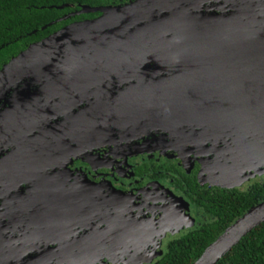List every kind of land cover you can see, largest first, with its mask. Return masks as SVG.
Here are the masks:
<instances>
[{
  "label": "flooded vegetation",
  "instance_id": "1",
  "mask_svg": "<svg viewBox=\"0 0 264 264\" xmlns=\"http://www.w3.org/2000/svg\"><path fill=\"white\" fill-rule=\"evenodd\" d=\"M46 2L56 11L46 24H54L53 30L11 56L3 67L31 44L56 33L60 57L63 43L72 58L91 57L95 53L88 38L91 28L97 36L110 30L117 39L121 36L120 31L115 33L117 28L124 30L127 24L137 30L169 12L157 13L151 0ZM87 70L54 71L53 81L34 84L26 83L30 75L23 74L17 84L0 91V264H40L35 260L39 253L40 259L50 253V264H122L117 254L124 255V261L130 254H162L167 242L187 229L172 233L171 216L185 213L187 204L189 215L197 218L191 209L194 192L187 182L202 191L219 187L206 181L207 173L202 175V166L207 172L206 166L216 163L218 146L204 127L147 119L136 128L108 118L95 133L83 112L81 118L69 120L83 129L67 131L57 110L73 97L63 89L80 93L83 84L74 80L77 77L90 86ZM64 75L70 80L63 81ZM124 85L114 86L112 99ZM80 96L85 100L69 103L68 114L87 107L89 89ZM191 121L195 123V117ZM208 168L220 170L216 165ZM11 252L17 254L7 258Z\"/></svg>",
  "mask_w": 264,
  "mask_h": 264
},
{
  "label": "water",
  "instance_id": "2",
  "mask_svg": "<svg viewBox=\"0 0 264 264\" xmlns=\"http://www.w3.org/2000/svg\"><path fill=\"white\" fill-rule=\"evenodd\" d=\"M151 1L157 13L169 12L146 27L132 31L126 24L124 30L115 28L116 34L121 32L117 39L110 30L97 36L95 28H91L88 38L93 40L90 46L95 51L91 57L87 54L72 58L67 43L60 45V57L56 49L59 42H54V38L60 40L59 33L31 44L0 71V91L17 84L23 74L30 75L26 83L34 84L42 79L53 81L54 71L66 74L78 70L76 74L88 67L90 86L84 78L77 77L74 80L83 84L80 93L63 89L73 97L57 110L64 116L67 131L83 129L69 122L71 118H81L83 112L95 133L97 125L108 118L113 122L122 119L125 125L132 123L136 128L147 119L194 124L204 127L206 133L210 130L208 139L218 145L215 152L213 149L216 163L208 164L207 172L202 166V175L208 174L206 181L211 185L241 187L239 180L264 175V0ZM65 80L70 77L64 75ZM118 83L125 85L112 99ZM88 89L87 107L68 114V104L82 101L80 95H87ZM148 96L153 99L148 101ZM193 117L195 123L191 121ZM213 165L220 170L208 168ZM183 209L185 213L171 216L172 233L194 224V218L188 215L189 206L184 204ZM262 222L264 201L236 218L191 264H216ZM15 253L6 257H14ZM49 254L40 259L39 253L35 260L50 264L53 257ZM117 255L122 264H149L161 252L130 254L125 261L124 255Z\"/></svg>",
  "mask_w": 264,
  "mask_h": 264
},
{
  "label": "trees",
  "instance_id": "3",
  "mask_svg": "<svg viewBox=\"0 0 264 264\" xmlns=\"http://www.w3.org/2000/svg\"><path fill=\"white\" fill-rule=\"evenodd\" d=\"M47 5L46 0H0V69L30 42L53 30L54 24H46L55 18L56 11ZM42 26L46 28L41 29ZM187 183L194 192L192 209L196 222L170 239L164 253L152 264H191L236 218L264 201V177L253 180L245 188L214 187L202 191L195 183ZM216 264H264V222Z\"/></svg>",
  "mask_w": 264,
  "mask_h": 264
},
{
  "label": "rangeland",
  "instance_id": "4",
  "mask_svg": "<svg viewBox=\"0 0 264 264\" xmlns=\"http://www.w3.org/2000/svg\"><path fill=\"white\" fill-rule=\"evenodd\" d=\"M259 178H262V177H264V175H262V176H258ZM259 178H255V179H259ZM253 180V179H252ZM240 181V183H242L241 185V188H245L247 185H249L250 184V182H251V180L249 181V180H246V179H241V180H239ZM247 182H249V183H247ZM192 209V208H191ZM191 209H190V211H191ZM187 212V211H186ZM188 213V212H187ZM189 215V214H188ZM190 217H193L192 215H190ZM194 218V217H193ZM194 222H196V220L194 219ZM165 232H162V237L165 235L164 234Z\"/></svg>",
  "mask_w": 264,
  "mask_h": 264
}]
</instances>
